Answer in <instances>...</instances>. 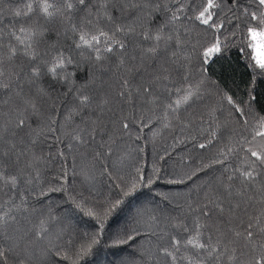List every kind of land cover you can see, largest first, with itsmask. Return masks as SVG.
I'll return each instance as SVG.
<instances>
[{
    "label": "snow or ice",
    "instance_id": "6c2138e0",
    "mask_svg": "<svg viewBox=\"0 0 264 264\" xmlns=\"http://www.w3.org/2000/svg\"><path fill=\"white\" fill-rule=\"evenodd\" d=\"M90 3L92 0H28L26 11L14 13L19 19L8 30L7 44L0 32V90L10 92L14 97V107L5 117H0V190L8 188L9 195L15 191L20 203L15 204L11 195L10 200L17 210L27 211L28 196L20 189L24 188L25 193L29 189L36 191L42 165L47 167L48 162L57 159L61 165L56 177L61 186L45 190L41 184L38 195L42 197L50 192H67L70 175L87 180L91 178L90 173L100 169L102 176H110L108 169L112 165L105 161L116 154L117 132L120 135L128 133L137 119L147 127L144 108L153 115L160 112L165 121L169 118L180 120L182 111L203 102L204 82L193 81L189 71H185L178 81H172L170 75L165 74L167 69L161 66L150 79L142 80L138 85L121 76L116 87L107 89L98 86L97 72L107 75L113 66L125 73H131L134 68L139 71L148 61L166 55L170 48L183 50L186 41L180 32L190 35L195 25L213 33L200 45L198 59L201 64H207L214 55L221 53L229 42L240 39L239 51L252 49L249 55L253 63L248 67L253 71L258 69L259 74L264 75V0H231L230 5L227 0H190L187 6L181 2L176 12H166L164 22L155 27L152 26L155 23L153 13L163 12L167 7L161 0H96L89 8ZM224 7L232 15L228 23L233 30L227 36L223 35L227 17L220 18ZM115 8L121 13L128 9L137 18L131 24L118 23L110 14V9ZM141 13L144 15H139ZM144 20L149 22L145 24ZM57 23L66 25L64 42L49 44L46 36ZM169 59L178 62L183 70L191 64V57L178 56L176 51L171 52ZM129 61L135 62L134 67L128 66ZM17 64H22L18 73L15 72ZM81 71L83 79L78 76ZM57 85L64 89V97L72 98L70 105L65 101L57 108V99L53 97ZM223 99L241 117L244 126L249 125L248 117L260 126L261 130L254 132L252 141L245 138L241 142L252 144L256 138L264 141V115H255L250 105L246 113L231 96L225 95ZM250 100L254 101L255 97ZM135 101L141 104L140 116L133 118L121 113L118 119L110 120L113 132L109 135L106 131L109 125L103 122L101 115L111 112L116 116L118 106ZM151 118L147 116V119ZM200 119L204 122L203 116ZM207 124L203 132L205 142L194 145L201 150L218 142L219 125L213 126L214 110L209 111ZM101 133L107 139L97 140ZM53 141L63 147L54 154L51 151L45 154L44 146ZM235 153L234 148L225 145L208 164L192 173L193 176L199 172L209 175L214 166H219L216 170L220 175L213 176L200 187L203 198L190 200L188 215L162 218L165 227L156 254L149 257L152 264H242V261L243 264H264V144L247 147L245 155L238 161L230 159ZM213 180L214 190L205 192ZM153 183L152 177L137 169V176L123 195ZM77 195H80L79 201L76 196H69L75 208L86 216H96L92 208L86 207L87 198ZM121 203L119 199L110 201L108 212L117 209ZM256 205H259L258 209H255ZM214 215L221 219L226 217V231L221 232L224 224L214 226L210 223ZM9 221H16L11 208L0 211V230L7 229ZM54 222L58 221L51 213L46 217L41 213L38 223L28 231L36 240H44ZM100 228L103 229L102 224ZM64 231L60 229L58 239ZM27 235L26 231L14 239L0 231V237L7 244L6 247L0 244V264H8L10 254H15L18 264H26L17 249ZM135 238L126 234V239L116 243L127 244ZM97 243L99 241L93 237L91 243L81 245L73 255L79 259L90 253ZM66 244L74 248L71 239ZM182 250L186 254H182ZM50 253L49 247L41 251L43 257ZM55 255L61 256L59 248ZM62 258L69 259V256L65 252ZM122 264L128 262L122 261Z\"/></svg>",
    "mask_w": 264,
    "mask_h": 264
},
{
    "label": "trees",
    "instance_id": "16d2710c",
    "mask_svg": "<svg viewBox=\"0 0 264 264\" xmlns=\"http://www.w3.org/2000/svg\"><path fill=\"white\" fill-rule=\"evenodd\" d=\"M27 2L28 0H0V32H3L5 44L8 42V30L12 29L19 19L14 13L26 11ZM95 2L96 0H92L89 8H92ZM161 2L167 7L163 12L153 13L155 17L153 27L164 22L166 12H176L181 2L187 6L190 0H161ZM227 3L230 5L231 0H227ZM110 14L117 18L118 23L131 24L137 18L128 9H125L123 13L119 8L110 9ZM188 14L191 15L190 12ZM225 17L227 19L223 35L227 36L233 30L228 23L232 15L227 7L220 12V18ZM142 22L147 24L149 21ZM65 33L66 25L60 23L52 25L51 31L46 36V42L49 44H55L57 41L63 43ZM212 34V32H206L203 28L193 25L190 35L180 32L181 38L186 41L183 50L170 48L166 55L157 57L155 61H148L145 68L139 71L134 68L131 73H125L113 66L107 75L104 72H97V84L105 89L109 86L116 87L121 76H126L134 85H138L142 80L150 79L151 74L159 71L161 66L167 69L165 74H169L172 81H178L185 71H189L193 81L202 80L204 82L203 102L187 111H182L180 120L169 118L170 122L165 121L160 112L153 115L144 108L143 111L146 113L144 123L147 127L137 119L128 133L120 135L117 132L119 138L116 154L110 160L105 161L112 165L108 169L110 176H102L100 169L90 173L91 178L87 180L70 175L67 192H50L42 197L38 195L41 184L44 185L45 190L48 187L61 186L56 179L61 166L60 161L57 159L48 162L47 167L43 165L41 167L42 176L35 184V192L29 189L25 193L24 188L20 189L22 194L28 196L27 211L16 209L15 204H19L20 200L16 198L15 191L10 193L12 199H15V204H12L8 188L0 190V206H2L0 211H9L11 208L12 215L16 216V221H9L7 229L0 231L4 236L10 235L14 239L28 232V235L20 242V248L17 249L20 252V258L25 259L26 264H74V262L75 264H122V261L128 264H152L149 257L156 254L159 237L165 227L162 218L169 215L181 217L188 215L187 205L190 200L203 198L204 193L200 192V187L213 176L220 175V172L216 170L219 166H214L209 175L199 172L193 176L192 173L208 164L217 150L223 149L225 145L236 150L235 156L230 159L238 161L245 155L247 147L264 144L260 138H256L252 144L241 142L245 138L252 141L254 132L261 130L260 126L252 117H248L249 125L244 126L241 117L223 99L225 95L231 96L237 105L245 109L246 113L250 105L255 115H264V75H260L258 69L253 71L248 67L250 63H253L249 55L252 49H245L241 52L239 51L242 46L240 39L233 40L221 53L214 55L207 64H201L198 59L200 45L204 44ZM68 35L71 34L68 33ZM172 51H176L181 57H191V64L187 70L181 69L178 62L173 63L169 59ZM129 54H133L131 50ZM134 63L129 61L128 66L134 67ZM21 70L22 64H17L15 72L18 73ZM78 76L83 79L84 73L81 71ZM63 91L64 89L58 85L53 91V97L57 99V108L65 101L71 104L72 98L64 97ZM250 97H255V100H250ZM13 99L12 93L0 90V117H5L10 108L14 107ZM141 110L140 102L135 101L133 104L118 106L116 116L109 112L102 114L101 119L109 125L106 131L111 135L113 128L109 123L110 120L118 119L121 113L124 116L138 118ZM212 110H214L213 126L219 125L218 142L209 146L207 150H201L194 145L205 142L203 132L208 127V113ZM147 116L152 118L149 120ZM201 116L204 117V122H201ZM157 117L160 119L157 120ZM166 123L168 127L164 126ZM115 127L118 129L119 124L117 123ZM101 137L107 139V136L101 133L97 140ZM62 147L63 145L53 141L52 144L45 145L43 151L45 154L49 151L54 154ZM137 169H140L145 176L152 177L154 183L141 185L130 195L125 196L123 192L129 190L131 181L137 176ZM214 187L215 180L204 191H213ZM78 193L87 198L89 202L86 207L92 208L96 216H86L75 208L69 196H76L79 201ZM198 193L199 196H197ZM117 199L122 201L121 205L109 213V202ZM258 207L259 205H256L255 209ZM41 213L45 217L51 213L58 222H54L47 238L36 240L32 232L28 230L38 223ZM153 217L157 219L154 220ZM225 221L226 217L221 219L214 215L210 223L214 226L224 224V228L221 229V232H224L228 227ZM101 224L103 229L100 228ZM62 228L65 231L58 239L57 236ZM126 234L135 236V240L127 244H117L116 241L126 239ZM93 237L99 243L92 246L90 253L77 259L73 252L78 251L81 245L87 246ZM69 239L74 242V248L66 244ZM0 244L7 246L2 237H0ZM52 245L57 247L54 248ZM45 247L51 248V253L47 257L41 255ZM58 248L61 250V256L55 255ZM65 252L69 259L62 258ZM182 254L186 253L182 250ZM8 264H18L15 254L9 255Z\"/></svg>",
    "mask_w": 264,
    "mask_h": 264
}]
</instances>
